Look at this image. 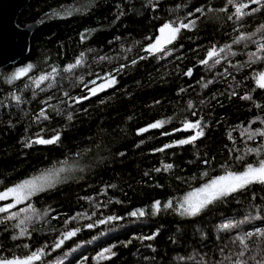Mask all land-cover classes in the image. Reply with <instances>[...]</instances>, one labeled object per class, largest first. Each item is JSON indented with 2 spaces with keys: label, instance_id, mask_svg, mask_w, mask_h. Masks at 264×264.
<instances>
[{
  "label": "trees",
  "instance_id": "1",
  "mask_svg": "<svg viewBox=\"0 0 264 264\" xmlns=\"http://www.w3.org/2000/svg\"><path fill=\"white\" fill-rule=\"evenodd\" d=\"M225 4L226 0H151V3L149 0H33L24 9L18 25L24 28L37 23L38 30L31 39L29 55L18 65L0 70V181L3 182L0 190L49 169L63 167L67 171L61 173L56 187L38 199L33 198L37 209L49 213L47 222L30 225L34 229L31 239L13 241L15 221L0 224V256H23L45 242L51 244L64 230V219L77 212L91 216L95 211L96 215L91 216V221H70L68 228L80 226L82 231L61 249H49L45 257L47 264H198L201 257L210 261L221 259L219 249L226 244L235 251L230 240L237 232L264 227L260 221H253L240 229L218 230L228 220L254 215L256 206L264 209V186L259 184L234 195L226 203L208 206L193 218L175 211L189 192L223 175L222 165H227V170L241 171L246 163H254L257 158L245 155V147L262 142L260 137L247 140L241 135L242 129L264 127L257 119L264 118V89L258 88L252 79L254 71L264 70V61L251 66L246 63L247 54L256 50L255 44L248 42L247 48L244 42L232 45L236 55H226L214 67L198 63L211 45L231 44L239 32H256L264 24V12L245 17L240 27L226 19L234 9L227 14L208 11ZM198 7L204 8L203 15L195 13ZM66 10L72 14L64 15ZM190 11L193 16H188ZM177 19L185 22L196 19V26L181 31L174 47L168 46L170 55H152L143 50L159 35L158 29L164 22ZM233 27L238 31L234 32ZM259 36L257 33L253 40ZM81 52L85 54L84 64L73 72H65V66L74 63ZM99 57L111 59L101 61ZM133 59L137 61L135 65L131 64ZM28 63L35 67L27 76L12 84L6 82V77L17 67ZM120 64L126 68L117 75L116 86L79 103L69 99L88 95L78 77L83 76L87 82L95 74L102 75ZM233 65L243 67L237 70ZM53 67L58 69L54 78L36 88L30 78L50 73ZM190 67L193 74L186 76L184 73ZM208 80L213 83L201 87ZM50 83L52 87L48 86ZM233 91L237 95L232 96ZM13 93L21 96L19 105L12 99ZM245 93H250L252 100L239 98ZM189 100L195 106L191 110L187 108ZM201 100L205 102L201 104ZM41 108L51 118L37 122L35 117ZM192 111L197 115L192 116ZM69 112L73 114L70 121ZM169 117L171 122L163 128L137 135L138 128ZM185 117L189 120L203 117L208 125L205 135L194 145L153 151L191 134L172 131L181 127ZM55 131L61 133L58 144L24 146L25 141L37 134L48 138ZM165 132L169 134L164 135ZM237 156L243 159L237 160ZM165 164H172L173 168L164 171ZM156 168L161 171H154ZM205 172L207 175H203ZM156 200L161 205L171 200L173 209L161 208L159 213H153L151 205ZM25 206L18 205L12 211ZM135 209H144L146 214L130 216ZM108 215L122 219L97 224L92 229L83 228L84 224ZM154 232L155 238L140 239ZM256 239L253 237V241ZM128 241L131 243L124 246ZM23 243H28L29 248L17 247ZM112 245H115L114 257L96 259L98 252ZM73 248L76 250L70 251Z\"/></svg>",
  "mask_w": 264,
  "mask_h": 264
},
{
  "label": "snow or ice",
  "instance_id": "2",
  "mask_svg": "<svg viewBox=\"0 0 264 264\" xmlns=\"http://www.w3.org/2000/svg\"><path fill=\"white\" fill-rule=\"evenodd\" d=\"M151 3V0H149ZM155 6V5H153ZM230 6V7H229ZM230 9H234L231 14L226 15L227 21H234V24L240 25L242 27V21L245 17L254 15L257 12H264V0H226V4L224 7L219 9L208 8L209 12L218 11L220 13H229ZM78 10V9H77ZM195 13L204 14V8L198 7L195 10ZM57 16H60V12L54 13ZM71 11H65L64 15H71ZM188 16H193V12H188ZM199 19V17H196ZM196 19H190L185 22L184 20H169L164 22L158 29L159 35L155 37L154 40L147 43L144 46L143 50L148 54L155 55L157 53L161 54V56H166L171 54V50L168 48L169 45H173L174 42L178 39L179 34L182 30L192 29L196 26ZM88 31V30H86ZM233 31H238V28L233 27ZM260 33L258 40H253V37ZM85 39L84 34H81V40ZM146 39H150L147 38ZM244 42V47H248V42L254 43L256 46V50L254 52H249L247 55L249 60L247 63L248 66H251L253 63H257L259 61H264V24H261L256 32H239L233 39L231 44L225 43L221 46H217L215 44L208 47L204 58L200 59L198 63L200 65H204L205 67H214L216 64H219L221 59L227 56H235L236 53L232 50V45H238ZM91 51V50H90ZM84 56L83 52L80 53V56L75 60L74 63H70L65 66V72H73L77 67H80L84 64ZM101 61L105 59H111L109 57H99ZM140 59H144V57H140ZM211 62V64L209 63ZM137 61L133 59L131 61L132 65H135ZM35 66L32 63H28L24 66L17 67L10 75L6 77V82L8 84H12L14 81L20 80L22 77L28 75L29 72L33 70ZM239 70L243 65H233ZM126 68L125 64H120L118 67L113 68L110 71L104 72L101 74H95V78L85 82L84 77H78L79 83L83 84L88 95L80 96V97H69L67 92L64 93L66 97L74 100L76 103H79L81 100L88 99L90 96H96L100 92H104L106 89L113 88L117 85L118 79L117 75L124 71ZM228 70L225 69V73ZM58 73V69L56 67L52 68L50 73H42L38 77L30 78L32 79V83L36 88H39L42 83L49 80L50 78H54V74ZM186 76H192L193 68H188L184 73ZM92 75V73H89ZM234 79V78H233ZM252 79L255 81V84L258 88L264 89V70L254 71L252 74ZM199 83V81H198ZM213 83L212 80H208L203 83L201 87L207 88L209 84ZM91 85V87H89ZM52 87L53 85L50 83L48 85ZM25 87H28L26 84ZM181 92L184 89H180ZM232 96L237 95L235 91L231 93ZM213 99H215V94H213ZM242 100H252V96L250 93H245V95L239 97ZM12 99L17 102L19 105L22 102V98L15 93L12 94ZM51 99V97H49ZM205 101L201 100L200 103L203 104ZM46 103V101H45ZM51 107V106H50ZM195 106L191 100L187 102V108L189 110L193 109ZM256 107H260V105H256ZM54 111L59 114L58 109H54ZM192 116H196L197 113L195 111L191 112ZM51 117L46 109L41 108L38 115L35 117L36 121L40 120H49ZM67 119L70 121L73 119L72 112L67 114ZM259 119L260 124L264 125V118L257 117ZM172 120L171 117L166 119H158L147 125L140 127L137 129V135L148 132L152 129H160L166 123H170ZM208 125L204 122V118L200 117L195 120H189L185 117L182 121L180 128H173V132H191V134L187 135L184 138L176 139L171 143L164 144L163 147L154 149L156 152H163L165 149L172 148L173 146H183V145H194L198 139L205 135V128ZM44 129H41L43 132ZM164 135H168L169 133L165 132ZM242 136H246L247 140H255L256 137H260L262 142L255 147H245V155H254L257 159L254 163H246L241 171H231L227 170V165H222L225 168V172L223 175L215 176L210 179L207 183H204L201 187L194 189L193 192H189L182 201L179 202L178 206H176L175 211L179 213L180 216H189L196 217L200 215L208 206L213 205L217 202L226 203L229 198L234 197V195L239 194L248 190L252 185L259 184L264 186V127H257L248 129H242ZM229 140H232L233 137L231 133L228 134ZM61 133L59 131H55V134L51 135L48 138L45 136L37 134L33 138H29L25 141V147H32L33 144L36 145H55L60 143ZM143 143V141H141ZM123 156V153H120ZM237 160L243 159L242 156H237ZM204 163H208L207 160L203 161ZM173 168L172 164H165L163 166L164 171H168ZM82 170V169H81ZM67 171V169L61 167L59 169H49L40 175H34L25 179H22L16 183L11 184L10 186H6L3 190H0V202H5L0 204V213L6 214L4 216H0V224H6L9 221H15V224L12 225L13 231L11 235V239L13 241L23 240V239H31L33 235L34 229L30 228L36 221H44L47 222L49 210H44L41 212L39 209L35 207L32 203L33 198H39L41 194L46 193L52 188L56 187L57 183L61 179V173ZM156 172H160V168L154 169ZM148 175V173H145ZM203 175H207V173H203ZM0 183H3L0 181ZM110 187H115V185H110ZM85 199L91 201V197H85ZM120 203V201H116ZM25 204L26 206L23 208H19L18 211H12V209L17 208L18 205ZM106 206V205H105ZM153 213H159L161 208L164 210L173 209V202L170 200L163 205H161V201L156 200L151 205ZM257 207V211L254 215L247 214L244 215L242 220H228L227 222L221 223L218 226V230L220 231H229L233 229H240L241 225L251 224L253 221H260L261 224H264V209H260ZM144 209H135L130 212L129 215L133 217H142L144 216ZM96 212L93 211L91 216H95ZM91 216L87 215V213L77 212L74 216H69L64 219L63 224L65 226L64 230L59 233L53 240L51 244L45 242L43 245L36 247L34 250L28 252L27 255L18 256L13 254L11 257H3L0 256V264H47L45 257L49 255V249L51 251H55L57 249H61L62 246L65 245L66 241L72 240L73 237H76L78 233L82 231V227H71L68 228L70 221H78L79 219H88L91 221ZM122 219V217L116 215H108L102 219H98L95 222H88L83 225V228L92 229L97 224H105L111 221H116ZM7 230V229H6ZM55 231V229H53ZM103 235V233H101ZM157 233H153L151 236L140 237L142 240H151L155 238ZM253 237L257 239L253 241ZM93 240L96 237L92 238ZM90 242V241H89ZM127 243H131L128 241L124 246H127ZM230 245L235 246V251H232L229 245H225V247H221L219 249L221 259L210 261L205 257H201L198 264H264V227H253L251 230L237 232L234 238L230 240ZM23 247L24 249L29 248L28 243H23L22 245H17V247ZM77 248L80 245L76 246ZM115 245L110 247L103 248L100 252L97 253L96 259L105 260L110 259L116 255V252L113 251ZM149 248L152 245H148ZM226 248L228 252H226ZM76 249H70V251H75ZM154 250V249H153ZM67 255V254H66ZM86 259V258H82ZM180 259H184V257H180ZM188 259H192L189 257ZM60 264V262H57ZM79 264V262H78Z\"/></svg>",
  "mask_w": 264,
  "mask_h": 264
},
{
  "label": "water",
  "instance_id": "3",
  "mask_svg": "<svg viewBox=\"0 0 264 264\" xmlns=\"http://www.w3.org/2000/svg\"><path fill=\"white\" fill-rule=\"evenodd\" d=\"M32 1L0 0V70L18 65L30 53L31 39L38 24L23 28L18 25V19Z\"/></svg>",
  "mask_w": 264,
  "mask_h": 264
},
{
  "label": "rangeland",
  "instance_id": "4",
  "mask_svg": "<svg viewBox=\"0 0 264 264\" xmlns=\"http://www.w3.org/2000/svg\"><path fill=\"white\" fill-rule=\"evenodd\" d=\"M23 78V77H22ZM107 90V89H106ZM101 93V92H100ZM62 174H65V173H62ZM206 210V209H205ZM204 210V211H205ZM184 217V216H183ZM186 218H193V217H189V216H185Z\"/></svg>",
  "mask_w": 264,
  "mask_h": 264
}]
</instances>
